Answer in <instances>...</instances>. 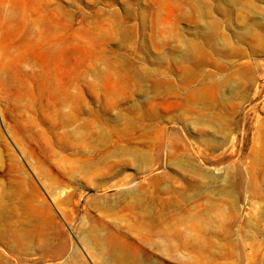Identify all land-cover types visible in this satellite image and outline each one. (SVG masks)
Here are the masks:
<instances>
[{
    "label": "rangeland",
    "instance_id": "rangeland-1",
    "mask_svg": "<svg viewBox=\"0 0 264 264\" xmlns=\"http://www.w3.org/2000/svg\"><path fill=\"white\" fill-rule=\"evenodd\" d=\"M6 262L264 264V0H0Z\"/></svg>",
    "mask_w": 264,
    "mask_h": 264
},
{
    "label": "bare ground",
    "instance_id": "bare-ground-1",
    "mask_svg": "<svg viewBox=\"0 0 264 264\" xmlns=\"http://www.w3.org/2000/svg\"><path fill=\"white\" fill-rule=\"evenodd\" d=\"M113 252H114V250H113ZM7 263V262H6ZM8 264V263H7ZM11 264V263H10Z\"/></svg>",
    "mask_w": 264,
    "mask_h": 264
}]
</instances>
